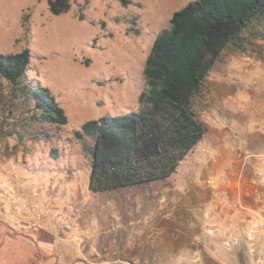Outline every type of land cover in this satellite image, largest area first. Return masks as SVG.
<instances>
[{"label": "rangeland", "instance_id": "1", "mask_svg": "<svg viewBox=\"0 0 264 264\" xmlns=\"http://www.w3.org/2000/svg\"><path fill=\"white\" fill-rule=\"evenodd\" d=\"M129 1L71 0L69 12L54 16L48 0H0V55L28 48L29 82L49 89L68 116L63 128L37 123L18 87L0 78V264H249L245 250H225V235L204 229L209 210L229 226L218 210L227 197L214 183L217 156L194 149L167 180L89 190L90 149L75 132L133 107L128 93L147 91L144 69L155 38L171 28L174 12L195 0ZM241 38L193 99L210 138L221 114L233 119L240 136L249 106L264 100V19ZM52 149L59 160L49 158ZM34 192L39 220L20 210L34 202ZM11 193L17 209L2 203ZM71 216L80 228L75 238L61 233Z\"/></svg>", "mask_w": 264, "mask_h": 264}, {"label": "trees", "instance_id": "2", "mask_svg": "<svg viewBox=\"0 0 264 264\" xmlns=\"http://www.w3.org/2000/svg\"><path fill=\"white\" fill-rule=\"evenodd\" d=\"M123 6L129 0H119ZM54 16L70 11L71 0H48ZM264 19V0H195L173 13L169 30L154 40L146 60L147 91L142 108L120 116L85 122L75 137L90 149L89 190L106 193L167 180L207 133L193 112L214 65L230 45ZM31 52L24 49L0 55V78L18 87L32 106L33 120L54 128L68 124V116L49 89L28 80ZM59 160V150L49 152Z\"/></svg>", "mask_w": 264, "mask_h": 264}, {"label": "crops", "instance_id": "3", "mask_svg": "<svg viewBox=\"0 0 264 264\" xmlns=\"http://www.w3.org/2000/svg\"><path fill=\"white\" fill-rule=\"evenodd\" d=\"M128 95L135 99L133 107L121 105L122 110L137 113L142 105L140 91L129 92ZM249 109L251 111L245 116L244 124H238L243 131L240 136L235 133L237 124L233 119L221 114L222 117L212 122L214 135L207 137V130L204 138L195 147V150L207 157H219L214 183L216 188L225 191L223 195L227 199L218 210L233 230L241 229L245 225L244 209H258L259 196H264V180L257 177L264 171V100L250 105ZM124 111L118 113L127 114ZM206 125L211 128L209 124ZM211 150L215 152L212 154ZM242 153H245L244 157L238 158ZM34 247L40 249L36 245Z\"/></svg>", "mask_w": 264, "mask_h": 264}, {"label": "built area", "instance_id": "4", "mask_svg": "<svg viewBox=\"0 0 264 264\" xmlns=\"http://www.w3.org/2000/svg\"><path fill=\"white\" fill-rule=\"evenodd\" d=\"M248 159V158H247ZM262 180H264V172L260 174ZM0 193H3L0 188ZM34 202L30 205H24L21 207V211L24 215L29 216L33 214L34 219H41L42 214L39 212L41 207L39 202V193L34 192L32 194ZM260 205L258 209H244V223L245 225L238 231L237 234L230 233L231 228L223 223L222 218L216 217V214L212 210H209L206 214V221L204 223V229L212 236H218L220 234L225 235L222 246L225 250L243 249L249 257V264H264V196L260 195ZM15 195L13 193L3 198V205H9L12 208H18V205L14 202ZM75 217L71 216L61 224V233L63 235H69L73 238L80 234V228L78 222H74ZM237 230H233L236 232Z\"/></svg>", "mask_w": 264, "mask_h": 264}]
</instances>
